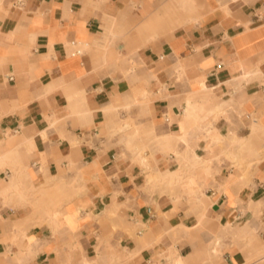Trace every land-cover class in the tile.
Here are the masks:
<instances>
[{
  "label": "crops",
  "instance_id": "1",
  "mask_svg": "<svg viewBox=\"0 0 264 264\" xmlns=\"http://www.w3.org/2000/svg\"><path fill=\"white\" fill-rule=\"evenodd\" d=\"M261 155L264 0H0V264H264Z\"/></svg>",
  "mask_w": 264,
  "mask_h": 264
},
{
  "label": "rangeland",
  "instance_id": "2",
  "mask_svg": "<svg viewBox=\"0 0 264 264\" xmlns=\"http://www.w3.org/2000/svg\"><path fill=\"white\" fill-rule=\"evenodd\" d=\"M134 123L131 119H123L119 125V130H123L124 127L126 128H131L133 127ZM132 151V150H131ZM134 154H136L137 156H141L140 153H137L135 151H132ZM173 154L176 155L177 157V161H179L180 163L182 162L181 160H183V158L185 157V152L184 153H176V150H173L172 151ZM237 155V157L235 159H237L238 162H240L241 166H244L245 164V161H244V158L243 156H241V154L243 155V151L241 152L240 156H239V153H235ZM225 157L229 158V159H233V156H230L229 153H224L223 154ZM241 157V158H240ZM262 157H264V155H261V156H257L255 158V161H258L260 160ZM252 162H254V159L252 160ZM251 162V163H252ZM251 167V164L248 163V165L246 166V169H249ZM212 173V161H202L200 162L199 164H197V166L193 167V168H189L187 170V176L185 179H189L191 176H194L196 175L197 177L199 178H206L208 177L209 175H211ZM156 175V174H155ZM170 181L169 182H172L174 179H179L180 176H177L175 174H173L171 177H170ZM172 180V181H171ZM183 179L177 181V182H181ZM200 196H202L200 199H199V202L201 204V206H203L204 208H207L208 206V203L206 201V198H205V194L202 193V194H198ZM36 197V196H35ZM192 202V201H191ZM84 264H89V262L85 261ZM93 264H107V263H100V261H97ZM110 264H115L114 262L113 263H110Z\"/></svg>",
  "mask_w": 264,
  "mask_h": 264
},
{
  "label": "bare ground",
  "instance_id": "3",
  "mask_svg": "<svg viewBox=\"0 0 264 264\" xmlns=\"http://www.w3.org/2000/svg\"><path fill=\"white\" fill-rule=\"evenodd\" d=\"M193 157L196 158V159H200V158H201V157H199L196 153L193 154ZM194 158H193V159H194ZM174 174L178 176L177 173H174ZM171 181H172V180H171ZM15 185H16V184H15ZM14 187H15V186H13V189L16 188V187H15V188H14ZM15 190H16V189H15ZM18 190H19V189H18ZM19 191H20V190H19Z\"/></svg>",
  "mask_w": 264,
  "mask_h": 264
}]
</instances>
